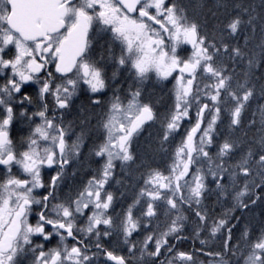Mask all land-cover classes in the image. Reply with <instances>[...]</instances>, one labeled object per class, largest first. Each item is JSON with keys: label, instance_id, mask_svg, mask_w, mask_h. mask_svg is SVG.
I'll list each match as a JSON object with an SVG mask.
<instances>
[{"label": "snow or ice", "instance_id": "1", "mask_svg": "<svg viewBox=\"0 0 264 264\" xmlns=\"http://www.w3.org/2000/svg\"><path fill=\"white\" fill-rule=\"evenodd\" d=\"M0 264H264V0H0Z\"/></svg>", "mask_w": 264, "mask_h": 264}, {"label": "flooded vegetation", "instance_id": "2", "mask_svg": "<svg viewBox=\"0 0 264 264\" xmlns=\"http://www.w3.org/2000/svg\"><path fill=\"white\" fill-rule=\"evenodd\" d=\"M197 246H199V245H198V242H197ZM184 247H190V242H189V243H186V244L184 245Z\"/></svg>", "mask_w": 264, "mask_h": 264}, {"label": "trees", "instance_id": "3", "mask_svg": "<svg viewBox=\"0 0 264 264\" xmlns=\"http://www.w3.org/2000/svg\"><path fill=\"white\" fill-rule=\"evenodd\" d=\"M209 2H211V0H209Z\"/></svg>", "mask_w": 264, "mask_h": 264}]
</instances>
